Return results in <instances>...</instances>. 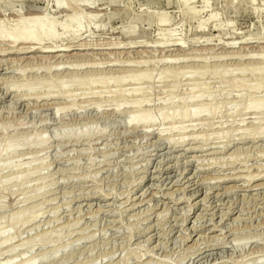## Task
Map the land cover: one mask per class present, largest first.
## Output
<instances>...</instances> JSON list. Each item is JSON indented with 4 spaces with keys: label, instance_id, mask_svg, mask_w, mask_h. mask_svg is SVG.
I'll return each mask as SVG.
<instances>
[{
    "label": "rangeland",
    "instance_id": "374dc122",
    "mask_svg": "<svg viewBox=\"0 0 264 264\" xmlns=\"http://www.w3.org/2000/svg\"><path fill=\"white\" fill-rule=\"evenodd\" d=\"M40 14L0 38V264H264V0H0Z\"/></svg>",
    "mask_w": 264,
    "mask_h": 264
},
{
    "label": "bare ground",
    "instance_id": "6f19581e",
    "mask_svg": "<svg viewBox=\"0 0 264 264\" xmlns=\"http://www.w3.org/2000/svg\"><path fill=\"white\" fill-rule=\"evenodd\" d=\"M63 2V1H62ZM65 2V0H64ZM67 2V1H66ZM60 3V2H59ZM58 4V6L60 7L61 4ZM68 5V4H67ZM68 9V8H67ZM75 9V8H74ZM77 9V8H76ZM75 9V11H77ZM78 14V13H77ZM79 15V14H78ZM78 15H72L70 18H68L69 20H72L74 21L76 24H78L79 26L82 25V21H81V16H78ZM33 16V15H32ZM39 17H37L36 15H34L33 17H31L30 19H24V20H21L18 25L9 33V34H3V29L0 28V38L2 39H5V37L7 38V36L9 37L10 39V42L14 43L15 42H27V41H39V40H42V39H46V40H53L54 38H58L57 37V33L56 30H54L53 28V23L50 19L49 21V18L47 17V19H45L43 16V18H41V14L38 15ZM160 23H165L167 22V18L166 17H161L160 18ZM11 24V23H10ZM1 26V24H0ZM56 28V27H55ZM9 29V28H8ZM65 30V29H64ZM67 31V30H65ZM65 31H62V32H65ZM6 32V31H5ZM61 32V33H62ZM7 33V32H6ZM66 33V32H65ZM60 37V36H59ZM244 41V40H243ZM178 43V42H177ZM12 45V44H11ZM76 45V44H75ZM179 45V44H178ZM53 46V45H52ZM48 47H50L48 45ZM66 47V46H65ZM64 47V48H65ZM22 49V48H21ZM60 49V48H59ZM69 50V48H67ZM51 50V49H50ZM63 50H66V49H63ZM53 51V50H52ZM1 52V51H0ZM35 58V57H34ZM37 60V59H36ZM13 61V60H12ZM22 61V60H21ZM14 66V65H13ZM25 66V65H24ZM55 66V65H54ZM62 66V65H61ZM66 66V65H65ZM73 66V65H72ZM77 66V64H76ZM42 67V66H41ZM75 67V65H74ZM79 67V66H78ZM38 68V66H37ZM52 68V67H51ZM59 68V66H58ZM72 68V67H71ZM24 69V68H23ZM4 70V69H3ZM22 70V69H21ZM26 70V69H25ZM24 72V71H23ZM15 87V86H14ZM8 88V86H7ZM149 116L147 115H144V114H140V115H134L131 119V121L133 122H140V121H150V117L148 118ZM155 120H157V118H155ZM199 149V148H198ZM226 149V148H225ZM240 177V176H239ZM238 178V177H237ZM245 178V177H244ZM183 183V182H182ZM245 184V183H244ZM250 184V183H249ZM220 188V187H219ZM250 188V187H249ZM171 195V194H170ZM143 196V195H142ZM128 202V201H127ZM141 203V202H140ZM183 210V209H182ZM194 220V219H193ZM154 237V236H153Z\"/></svg>",
    "mask_w": 264,
    "mask_h": 264
}]
</instances>
